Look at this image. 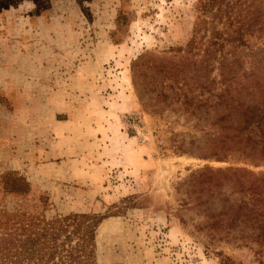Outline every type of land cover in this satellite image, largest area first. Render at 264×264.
Returning a JSON list of instances; mask_svg holds the SVG:
<instances>
[{
  "label": "rangeland",
  "instance_id": "374dc122",
  "mask_svg": "<svg viewBox=\"0 0 264 264\" xmlns=\"http://www.w3.org/2000/svg\"><path fill=\"white\" fill-rule=\"evenodd\" d=\"M197 3L0 0V213L96 214L93 264H264L182 202L191 174L264 171L197 155L209 116L150 69L183 55ZM8 172L29 192L4 188Z\"/></svg>",
  "mask_w": 264,
  "mask_h": 264
},
{
  "label": "trees",
  "instance_id": "16d2710c",
  "mask_svg": "<svg viewBox=\"0 0 264 264\" xmlns=\"http://www.w3.org/2000/svg\"><path fill=\"white\" fill-rule=\"evenodd\" d=\"M197 9L192 37L179 48L183 55L160 57V65L151 61L150 69L161 81L170 79L167 87L195 104L198 114L209 116L205 149L197 155L221 159L238 153L264 164V0H198ZM2 182L9 192L30 190L25 177L13 172ZM180 187L182 202H193L207 229L256 244L264 259V171H200ZM100 221L94 213L47 218L1 211L0 264H93Z\"/></svg>",
  "mask_w": 264,
  "mask_h": 264
}]
</instances>
